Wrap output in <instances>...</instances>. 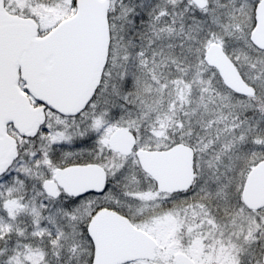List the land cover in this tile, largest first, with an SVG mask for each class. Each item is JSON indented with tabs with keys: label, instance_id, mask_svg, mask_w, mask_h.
<instances>
[{
	"label": "snow or ice",
	"instance_id": "6c2138e0",
	"mask_svg": "<svg viewBox=\"0 0 264 264\" xmlns=\"http://www.w3.org/2000/svg\"><path fill=\"white\" fill-rule=\"evenodd\" d=\"M0 264H264V0H0Z\"/></svg>",
	"mask_w": 264,
	"mask_h": 264
}]
</instances>
